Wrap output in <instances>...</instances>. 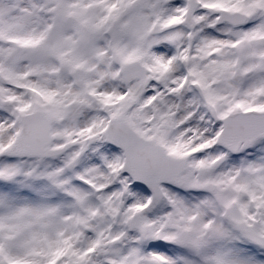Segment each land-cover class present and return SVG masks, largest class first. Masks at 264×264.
I'll list each match as a JSON object with an SVG mask.
<instances>
[{"label":"snow or ice","instance_id":"snow-or-ice-1","mask_svg":"<svg viewBox=\"0 0 264 264\" xmlns=\"http://www.w3.org/2000/svg\"><path fill=\"white\" fill-rule=\"evenodd\" d=\"M0 264H264V0H0Z\"/></svg>","mask_w":264,"mask_h":264}]
</instances>
